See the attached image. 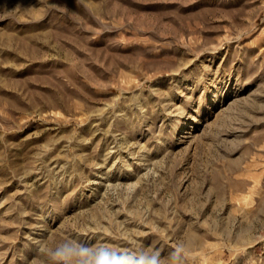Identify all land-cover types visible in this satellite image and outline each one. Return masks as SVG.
<instances>
[{
	"label": "rangeland",
	"instance_id": "obj_1",
	"mask_svg": "<svg viewBox=\"0 0 264 264\" xmlns=\"http://www.w3.org/2000/svg\"><path fill=\"white\" fill-rule=\"evenodd\" d=\"M65 241L264 264V0H0V264Z\"/></svg>",
	"mask_w": 264,
	"mask_h": 264
},
{
	"label": "clouds",
	"instance_id": "obj_2",
	"mask_svg": "<svg viewBox=\"0 0 264 264\" xmlns=\"http://www.w3.org/2000/svg\"><path fill=\"white\" fill-rule=\"evenodd\" d=\"M49 264H184V248L178 246L165 258L158 249L114 250L79 241H65L47 250Z\"/></svg>",
	"mask_w": 264,
	"mask_h": 264
}]
</instances>
